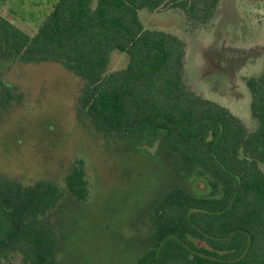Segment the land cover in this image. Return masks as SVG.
Wrapping results in <instances>:
<instances>
[{
	"label": "trees",
	"instance_id": "obj_1",
	"mask_svg": "<svg viewBox=\"0 0 264 264\" xmlns=\"http://www.w3.org/2000/svg\"><path fill=\"white\" fill-rule=\"evenodd\" d=\"M218 1L56 0L34 34L0 14V63L62 64L82 80L78 117L104 133H160L179 172L198 170L192 178L221 183L219 196L175 185L152 203L150 246L134 264H264V69L246 80L256 120L248 130L228 107L185 84L184 40L144 27L139 16L142 8L171 5L206 23ZM112 50L128 55L123 68L108 70ZM21 100L0 79V114ZM64 186L78 200L87 197L81 161ZM63 193L50 180L23 184L0 172V264L12 254L22 264H60L58 232L44 215Z\"/></svg>",
	"mask_w": 264,
	"mask_h": 264
},
{
	"label": "rangeland",
	"instance_id": "obj_2",
	"mask_svg": "<svg viewBox=\"0 0 264 264\" xmlns=\"http://www.w3.org/2000/svg\"><path fill=\"white\" fill-rule=\"evenodd\" d=\"M55 1L0 0V14L34 34ZM139 16L144 27L184 40L183 79L190 89L227 106L248 130L255 128L246 80L264 69V0H219L206 23L171 5L142 8ZM109 58L108 70L129 60L119 50ZM0 79L22 93L21 102L0 114V172L23 184L43 179L63 189L44 215L58 232L60 264H134L150 246L151 204L167 190L179 185L198 195H221L218 180L192 178L198 170L179 172L160 133H104L78 117L82 80L62 64L4 62ZM78 161L88 186L84 200L64 186ZM259 165L264 171V162ZM3 264L22 263L12 254Z\"/></svg>",
	"mask_w": 264,
	"mask_h": 264
},
{
	"label": "flooded vegetation",
	"instance_id": "obj_3",
	"mask_svg": "<svg viewBox=\"0 0 264 264\" xmlns=\"http://www.w3.org/2000/svg\"><path fill=\"white\" fill-rule=\"evenodd\" d=\"M223 105V104H222ZM225 106V105H224ZM227 107V106H226Z\"/></svg>",
	"mask_w": 264,
	"mask_h": 264
}]
</instances>
